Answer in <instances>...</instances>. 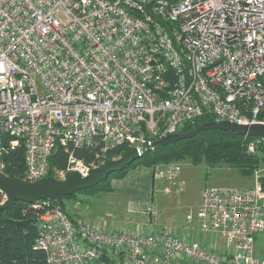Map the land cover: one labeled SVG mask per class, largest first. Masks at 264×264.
I'll return each mask as SVG.
<instances>
[{
	"label": "built area",
	"instance_id": "obj_1",
	"mask_svg": "<svg viewBox=\"0 0 264 264\" xmlns=\"http://www.w3.org/2000/svg\"><path fill=\"white\" fill-rule=\"evenodd\" d=\"M206 113L264 122V0H0L1 170L9 146L22 143L25 180L49 175L59 146L67 163L57 177L87 175L110 150L141 154ZM95 146L90 162L76 155ZM258 146L264 137L247 141L251 152ZM152 170L164 191L185 190L179 161ZM256 170L251 186L202 189L186 225L203 238L150 221L154 201L128 209L146 219L102 227L40 199L29 202L35 246L48 264H264L255 251L264 230Z\"/></svg>",
	"mask_w": 264,
	"mask_h": 264
},
{
	"label": "trees",
	"instance_id": "obj_2",
	"mask_svg": "<svg viewBox=\"0 0 264 264\" xmlns=\"http://www.w3.org/2000/svg\"><path fill=\"white\" fill-rule=\"evenodd\" d=\"M215 119V116L209 113L187 122L180 130L186 131L195 128L199 123ZM251 135H240L231 130L220 128L204 129L190 137H184L176 142L164 146H158L154 149L143 150V152L133 162L124 166L120 170L112 172L108 178L100 181L102 187L95 186L83 189L94 190L101 189L106 192H112L111 177L123 176L126 171L133 166L144 164L153 166L157 163H167L171 161L189 160L193 164L205 162L209 166L236 167L246 173H252L258 168V164L264 157L259 153L264 151V146H258L255 152L247 148V141L253 139ZM9 138L6 140L8 141ZM5 141V143H6ZM127 145L110 150L107 153L108 161L116 158L129 150ZM98 146L81 147L76 149V155L90 162L94 159ZM24 145L13 147L9 146L2 159L4 166L2 170L11 176H22L25 170ZM67 163V153L61 146L57 147L50 158L49 173L56 175V170L64 168ZM111 176V177H110ZM264 184V177L261 178ZM80 191V190H78ZM75 192L65 195L63 202L55 200L68 211L65 206V199L74 196ZM4 192L0 190V264H48L46 252L42 248L36 247L37 227L35 218V208L28 201L13 200L6 204L7 197H3ZM7 195V194H6ZM68 213L73 216L72 212ZM258 236L256 235V245H258ZM256 255L260 256L256 248Z\"/></svg>",
	"mask_w": 264,
	"mask_h": 264
},
{
	"label": "rangeland",
	"instance_id": "obj_3",
	"mask_svg": "<svg viewBox=\"0 0 264 264\" xmlns=\"http://www.w3.org/2000/svg\"><path fill=\"white\" fill-rule=\"evenodd\" d=\"M264 157V151L259 153ZM182 164L181 177L185 182V191L182 193H165L163 191V185H161V192L159 197L154 195V200L158 197V206L155 203V207L158 210V215L149 217V220L153 222L156 220L159 224L169 223L174 228H178L179 232L183 226L187 227L186 220L187 215L191 210H196L199 204V195L202 189L206 186H251L254 183L255 171L252 173H246L239 168L223 166H209L205 162L193 164L189 160L179 161ZM140 166V167H139ZM146 166V167H143ZM148 165L139 164L130 167L126 173L133 168H148ZM152 167V166H151ZM260 175H264V159H261L258 168ZM126 173L123 175L125 176ZM122 176V177H123ZM260 176V178H262ZM111 177V176H110ZM112 176L110 181L112 180ZM149 181H150V176ZM159 181L155 180L154 184ZM97 187H102L100 182ZM115 193H109L99 188L94 190H80L76 191L74 196L65 199V206L69 212L73 215L84 218L85 220L94 224H99L102 227H122L127 224L128 220L125 218L128 216L132 219H146L147 216L139 212H129L128 209L132 207H141L145 204L154 201L151 196L147 198H125L124 202H117V197H114ZM157 200V199H156ZM130 201V202H128ZM128 202V203H127ZM156 217V218H155ZM201 235L198 234L200 239ZM258 249L261 257L264 258V230L259 233L258 245L255 246Z\"/></svg>",
	"mask_w": 264,
	"mask_h": 264
},
{
	"label": "water",
	"instance_id": "obj_4",
	"mask_svg": "<svg viewBox=\"0 0 264 264\" xmlns=\"http://www.w3.org/2000/svg\"><path fill=\"white\" fill-rule=\"evenodd\" d=\"M220 128L231 130L240 135L264 137V122L239 123L229 119H210L199 123L195 128L179 131L155 139L145 146V150L164 146L177 140L195 135L204 129ZM136 147L130 148L122 155L111 158L103 164L90 169L87 175L76 170H68L63 177L49 174L34 181L23 179L21 176H11L0 169V190L7 194L6 204L13 200L34 202L40 199H52L63 202L65 195L95 186L117 170L133 162L139 157Z\"/></svg>",
	"mask_w": 264,
	"mask_h": 264
},
{
	"label": "crops",
	"instance_id": "obj_5",
	"mask_svg": "<svg viewBox=\"0 0 264 264\" xmlns=\"http://www.w3.org/2000/svg\"><path fill=\"white\" fill-rule=\"evenodd\" d=\"M143 167H146V166H143ZM148 175L151 177L150 181H149ZM154 183H155V179L153 176V170L151 166H149L147 169L146 168H133L128 173H126V175L123 177L121 176V177L112 178L111 180L112 192H110V194L113 192L115 193V196L114 195L113 196L117 197L116 199L118 203L124 202L126 200L125 199L126 197L131 199V198H138V197L147 198L151 196V199L154 200V195L157 194L159 197V193L162 191L161 182H158L157 184H154ZM164 192L170 193L166 191ZM158 197L156 198L157 200L156 199L154 200V202L157 203V206L159 202ZM198 200L200 201V195H199ZM73 216L74 218H79V216H77L76 214ZM191 226L192 227L190 228L183 226L180 232L177 228L178 233H180V235L186 236L189 239L198 238V234L201 235L200 238H203V234L200 232L199 228L195 225V223H192ZM208 240H210L209 237H208ZM255 251H256V248H255Z\"/></svg>",
	"mask_w": 264,
	"mask_h": 264
}]
</instances>
